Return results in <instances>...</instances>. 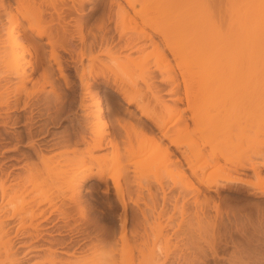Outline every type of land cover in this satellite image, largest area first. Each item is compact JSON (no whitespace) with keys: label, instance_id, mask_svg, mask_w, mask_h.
<instances>
[{"label":"bare ground","instance_id":"obj_1","mask_svg":"<svg viewBox=\"0 0 264 264\" xmlns=\"http://www.w3.org/2000/svg\"><path fill=\"white\" fill-rule=\"evenodd\" d=\"M0 1L2 12L6 15L8 21L7 25H1L2 21L0 16V126L13 128L19 121H21L20 117L9 116L11 112L17 111V109L21 107L19 102V95L21 92L17 93V91H13L9 87H6V84L10 82V77L14 75L19 77L22 81L21 84L23 83L22 86L25 87V82H27L32 75L41 71L39 76L43 83L41 85V90H38L37 93L39 92V94H43L42 100L39 101H42V103L44 101V105L47 103L46 105L50 106L53 111L52 115H49L50 112L48 113V119L55 123V120L58 122L63 116L67 117V121L70 122L72 126L71 128L73 129L71 131L74 132L72 134L77 138V144H83L84 147H86L85 150L88 151V154L90 153V156L92 155L91 157L98 162L97 167L100 169L99 175H102L103 170H105L103 168L109 166L108 163L110 164L112 161L106 164L102 154L101 156L97 155V157H94L95 153H92L94 151L104 150L109 146L114 150L115 147V145L113 146L115 141L112 142L115 138L114 135L111 140L110 137H107L109 134L105 131H103L105 132V134H103L102 132L98 133L99 131L95 132L92 130V127L95 124L102 122L108 116L110 117L112 112L111 107H107V114L100 108H97L96 112L90 111L92 103L89 102H91V99H95L96 101L94 100L95 103H93L95 105L97 104V107L99 106L100 99L98 96L100 94V86L103 84L106 88H112V90L117 92L125 100L124 102L127 105H134L141 115L146 117L151 123V127L148 126V130H150L151 133L149 134L152 136L150 139H156L161 145H163L162 148L158 145L163 152H161L160 155L165 153V160L168 161L166 163L168 165H173L171 167H173L172 170H174L175 173L171 171L172 176L178 173V176L180 175L179 177L183 178L181 173L184 175L185 170H188L189 173L185 174V180L183 181L188 183L189 187L193 185L191 181L192 177L196 178L201 184H203L204 182L201 174L207 167H210L213 164L217 165V163H219L218 159H220L219 155L223 153L221 152V154L217 155L218 152H215L217 151V147L212 149V151L206 149L207 144L208 146L211 144L210 148L213 146L212 143H210L211 140L208 141V137L210 138L211 136L210 134L208 136V133H205L201 128V132L199 128L194 130L189 128L187 120L189 118L194 120L197 117L196 113H199L198 109L196 113L192 109L194 114L191 112L192 114L189 117L186 116V111L191 109L193 102V100L190 99L191 95L189 94V90L194 91L192 85L195 87L199 85L198 88H196V90L199 89L200 91H198V93H200L198 95H203L204 97H207V99H210L209 96L213 97L214 95V98H216L217 95V97L221 99L222 97L223 99H226L227 96L230 98L233 96L231 99L232 101L234 94H236L235 97L236 99L238 98L239 101L234 100L237 101V103H234L235 106L237 105L236 107H238V109L239 106H241L239 110H243L242 107H246V111H250L253 114L252 117L254 120H251L250 123L253 121L252 123L255 124L254 127L257 126L256 128H264V0H149L145 5L139 3L141 2L140 0H112L110 2V8L115 7V15H110L108 19L106 18L108 24H103L104 26L102 28H100L102 26V24H100V30H96L91 39H88L86 35H84L82 29H80L79 32H76V37L79 42L78 47L76 46L77 44L75 45L73 42L74 35L71 36L73 30L71 29L72 32H69L67 28V25L70 27V24H67V21L65 22L67 16H63L64 13L62 14L60 12L65 4L62 5L61 10L58 9L59 14H57L56 11H53L54 15L57 16H54L52 14L53 12L49 14L50 10H47V13H43V11L41 13V9L39 8V17H33L32 14L38 13L37 8L41 5L35 3L36 0H31L33 4L31 1L29 2V0H27V5L28 2L29 5H26L27 7L34 6V8H36L35 5H39L36 10L31 8L34 12L29 10V8L27 9L28 12L25 9L27 7L25 6L24 8L23 5L21 8L22 0H15V3L18 4L17 11H14L10 4L4 3L3 0ZM75 1H79L77 2V8L74 4L71 5V2L67 7L68 9H66L67 11L75 9L77 12L80 11L81 13L86 0ZM67 11L64 12L67 13ZM165 14L166 17L163 16ZM77 22L79 23V21ZM110 24H112V26H110ZM79 26V28H82L81 23ZM110 30H113V33H117L116 39H113L115 38L114 36L111 37L108 35ZM44 38L45 41H41V43L38 41L43 40ZM25 42L32 44L35 57V65L30 74L24 69V64L26 63L24 62V49H26V46L24 45ZM150 46L152 47L151 50L145 51V48ZM46 47H49V50L48 48L46 49ZM100 54H104L105 57L107 56L106 60L100 58ZM225 56L227 58L232 56L230 57L232 61L229 63V58V60L224 61ZM85 60L87 63L84 62ZM233 60L235 62H233ZM53 67L55 68V71H57V74ZM218 72H223V76L220 77ZM195 74H197L200 83L198 84L196 81L197 85H195V83L193 84L191 82V85L189 81H191L190 79H192ZM217 74H219L218 78ZM158 75L162 82L164 81L171 87L166 93L170 94L168 100L172 103H168V101L162 99V97L160 98V94L158 95L161 91L156 90L159 86L155 85L156 83L153 82ZM178 76L182 78V85L179 83ZM188 76H191V78L187 79L186 77ZM60 82L64 85V90H69L70 95H66V93L62 91L63 88L60 90L62 85ZM47 85L50 86L48 91L45 90V86ZM180 86L184 90L185 99L178 94L180 93ZM24 87L22 91H25L26 93L27 88L25 87V89ZM38 89H40V87ZM196 90L195 92H197ZM25 95L27 97V94ZM144 96H149L151 97V100H153L154 106L152 111H150L151 109H148V111L142 106ZM224 96L226 97L224 98ZM30 97L31 96H29V98ZM183 99L186 100L187 105L185 108H180L179 104L182 103ZM39 101L36 103H30V100H23L21 109L36 107V105L38 106ZM221 101L222 100H220V102ZM144 103L146 104V102ZM223 103H225V100H223ZM147 104L149 105L148 101ZM230 104L232 103H229L228 105ZM234 104H232V107ZM50 107H47L49 111ZM207 107H209V105ZM221 107H225L222 110L224 112L227 104L225 103V106L223 105ZM193 108L195 107L193 106ZM248 108L250 110H248ZM217 112H219V109ZM219 114L220 112L216 115ZM34 115L32 110H30V116H27L28 118L24 120L27 125H32L34 123ZM42 115L38 114V120L35 122L44 121L43 119L45 118H42ZM197 115V118H200L199 114ZM39 116L41 118H39ZM112 116L115 115L112 114ZM219 117H221V115L216 116V118L219 119L218 121H221ZM113 121H117L116 123H118L121 128L125 127L121 117ZM171 122H174L175 124L177 123L178 125L180 124L177 126L179 127L177 131L170 128ZM137 123L138 122H136V124ZM252 123L251 125H253ZM33 125L32 127L29 126L30 128L28 130L30 135L28 144L31 145L34 143L32 139ZM130 125L129 122L128 126ZM141 125L142 124H140V126ZM128 126L127 129L129 131L130 128H128ZM198 127L200 126L198 125ZM135 128H137L136 125ZM127 129H125L126 132ZM135 130H138V128ZM140 130L142 131L143 128ZM42 131L43 130L40 132ZM135 132L136 131H134V134ZM128 133H130V131ZM14 134L17 136L19 133L16 132ZM202 135L205 138H203ZM196 136L198 139L200 138L201 141L203 140V142L207 140V144L205 145L201 142L202 144L196 145L197 143L194 144V141L189 142L192 137ZM145 139L144 140L148 142L149 138L148 140L147 137ZM9 140L10 139L6 134L0 132V150H3L2 148H4V144L11 142ZM195 140L197 141V139ZM114 144H116V142ZM184 146H187L186 149L181 151V148ZM47 147H49V144L45 143L44 150H46ZM171 148H173V150ZM128 149L131 148L125 150ZM116 150L113 152L114 155L117 154ZM129 151H126V154L133 153V150ZM178 151H180L179 157H176V160H174L175 162L173 163V160L172 163L169 162L171 157L176 156L175 153ZM4 152H9V150L4 149ZM257 155H259L257 158L260 159L259 161H256L258 163H250L248 166V163H244L245 165H236L239 166L241 171L244 169L253 171L258 176L259 181L264 182V150L261 151L260 149L257 151ZM116 156L115 158L117 159H115V161L112 159L114 164L116 163V160L119 161L118 155ZM161 157L164 159L163 155ZM221 157L223 158V156ZM166 158H170V160ZM195 159H202L203 162L201 161L200 164L202 163L203 165L201 164L200 166L199 164L196 168L195 161H193ZM10 161L18 162L19 160L14 157H9L7 161L0 163V264H119L121 260V264H130V258H127V254L129 253L128 250L130 249V241L127 239L126 235H124V233H126V230H124V226H126L125 220L123 221V224L121 223V228L123 229L120 231L121 233L122 231L124 232L122 233V236L119 237L121 242L120 247L117 246L119 241H113L114 244L112 243V247L110 244L111 248L107 249L106 252L104 250L103 253L100 252V254H98V252L96 255L94 253L95 256L92 254L93 256L90 258H84L83 255L80 257L78 254L76 255L72 252L69 254V251H65L66 246H64V241L53 240L51 242V247H46L47 249L43 255L39 254L40 251L43 249L45 250L41 245L37 246L35 244V242H38L39 239L42 238L41 232L39 231L43 230L46 232L48 229H53L51 232L55 231L59 235L65 232L61 226H58L57 223L59 220L57 218L51 219L55 212H59V208L61 207V203L58 206L56 200H59V198L63 199L67 196V199L71 198L74 203L79 205L81 200H84L82 199L84 196L81 191L82 183H85L89 177L83 175L81 177L75 175L70 176L68 178V183L70 185L69 195L59 193L57 199V194L55 193V199L52 196L54 193L52 194L40 190L41 188L39 189L40 186L36 183L35 176H22L15 174L14 171L18 169V166L16 163H10ZM45 161L44 164L47 163ZM120 162L122 161L120 160ZM163 163L166 164L165 162ZM192 163L194 164V168ZM112 165L113 164H110V167ZM237 166L234 165L233 167L235 168L232 167L233 171L238 170ZM46 167L49 168L48 166ZM223 167L220 165V168ZM229 168L232 171V168ZM240 169L238 171H240ZM225 170L229 171L228 168L220 169L222 172ZM220 177H222V175ZM224 180L226 181V184L240 182L237 178L227 176ZM216 183L217 181H215V185ZM203 185L207 188L211 187L210 184V186L207 184ZM118 192L120 193V191ZM119 199L120 203L123 205L122 207L125 209L126 205H124L122 197L120 196ZM80 208L82 209L83 207ZM60 210L62 209L60 208ZM61 213L63 214V212ZM155 230L157 232H155L156 235L153 233V235L156 236L154 239L155 241L151 247L147 246V243L144 244V247H147L145 249L143 248V251L140 250L141 258L138 260V264H159V261L162 260L161 258L167 260L168 251L170 250L167 251V249L170 247V240L165 234H163L161 225H157V227L155 226ZM70 231L71 230H69L68 233ZM46 233H48V231ZM70 234L77 237L81 234V231L76 228ZM144 234L145 233H143V235ZM73 235L71 236L73 237ZM146 235H148V233ZM29 237H31V241H24V238ZM116 247H119L120 249H117ZM21 248L27 249L21 251ZM72 249L74 250V248ZM77 252L78 251H76V253ZM117 253L121 256L120 259L118 258L119 260L117 259L118 256H116ZM63 254L67 255V257L62 256ZM33 258H38V260Z\"/></svg>","mask_w":264,"mask_h":264},{"label":"rangeland","instance_id":"obj_2","mask_svg":"<svg viewBox=\"0 0 264 264\" xmlns=\"http://www.w3.org/2000/svg\"><path fill=\"white\" fill-rule=\"evenodd\" d=\"M3 1L6 4H10L14 9V11H17L18 4L15 3V0H3ZM30 1L31 0H29V2ZM74 1L75 0H36L35 3L41 4L40 5L41 7L39 5H38L39 7L35 5L36 8L38 7L37 8L38 13L36 14L33 13L34 10H36L34 6L27 7L29 5V2L27 5V0L26 1L24 0V2L22 0L21 8L22 5L24 8L27 5L26 6L27 8L25 9L27 10L29 8V10L33 11L31 12L33 13L32 14L33 17L35 16L39 17L40 12L42 13L43 11V13H47V10L48 11L50 10L49 14L53 11L54 12L56 11V13L59 14L58 12L59 10L62 9L61 8L62 5L65 4L63 5L65 7V10L63 7V9L60 12L62 14L64 13L63 16L65 17L67 16L66 18L65 17L64 18H65V22L67 21L68 22L67 24H70V27H68L67 25L69 32L70 31L72 32L73 30L72 33H76L79 32L80 29H82V32L84 33V35H86L88 39L92 38V35L94 32H96V30L99 31L100 28L106 25V23L108 24L107 19L110 17V15H115L114 14L115 7L110 8V2L112 0H90V1L86 0L83 6V11H81V13L80 11L77 12L75 9L74 10L71 9L67 11L68 9L67 7L70 5L71 2H72L71 5L74 4L76 8L78 7L77 2L79 1L77 2ZM140 1L141 2L139 3H142L144 5L149 2V0H145V1L140 0ZM31 8H34V10ZM39 8L41 9L40 12H39ZM64 11H67V13ZM54 12L52 13L53 15ZM0 16L2 21L1 25L2 24L7 25L8 22L7 17L5 14H3L1 5H0ZM163 16L166 17V14ZM78 17L80 18V20ZM77 21H79V23ZM80 23L82 25L81 26L82 28H79ZM100 24H102V26ZM110 26H112V24H110ZM110 32L108 33V35L111 37L114 36L115 38L113 39H116L117 33L116 32L113 33V30H110ZM72 33L71 36L74 35L73 42L75 45L77 44L76 46L78 47L79 42H78V38L76 37L77 33L76 34H72ZM38 41H40L41 43V41H45V38L43 40H38ZM158 43L160 44L159 41ZM24 45L26 46V49H24L25 51L24 62H26L24 64L25 66L24 69L28 74H30L33 66L35 65V57L33 54L32 44H30L29 42H25ZM47 48L49 50V47H46V49ZM151 48H152L151 46L146 47L145 51H150ZM102 55L100 54L101 56L100 58L106 60L107 56L105 57L104 54ZM230 57L228 58L230 59ZM225 58L224 61L229 60L226 56ZM230 61L232 60L230 59L228 62L230 63ZM84 62L87 63L86 60ZM233 62L235 61L233 60ZM54 67L53 69L55 71ZM40 72L32 75L28 79V81L25 82V87L27 89L24 86H22L23 83L21 84L22 82L21 79L19 77H16L15 75L11 76L10 82L6 84V87H9L11 90L17 91V93L21 92L19 95L20 96L19 102L21 107L23 100L24 101L30 100V103L33 102L36 103L37 101L42 100L43 94H39V92L37 93L38 90H41L42 88L41 85L43 83L41 82L42 80L40 79L39 76ZM55 72L57 74V71ZM218 73L220 75L217 74V78L219 76L220 77L223 76V72L221 73L218 72ZM158 77L159 75L153 81L154 83H156L155 85L159 86V87L156 86L158 88V89L156 88V90L161 91V92L159 91L160 93H158V95L160 94V98L162 97V99H165L166 101H168V103H172L171 101L168 100L170 94L166 93L171 87L167 85L164 81L162 82L161 78ZM196 77L197 74H195L192 79H190L191 76L190 77L188 76L186 78L191 80L189 81L190 83L192 82L193 84L195 83V85H197L196 83L198 82L199 84L200 82L198 77L197 79ZM178 80L180 85H182V78L180 76H178ZM60 84L62 83L60 82ZM38 86L40 87V89H38L39 88ZM192 86H193L192 89H194V91L189 90V94L191 95L190 99H192L194 103L192 102L191 109L186 111V116L189 117L192 114L191 112H193V110L196 113L198 109L199 113L197 112L196 116L198 117L197 114H199L200 118L196 117L199 120H197L196 118H195L196 120L194 118H192L194 120H191V118H189L187 120L189 128L193 130L198 128L200 130L201 128L203 129V131H205V133H208L207 134L208 136L210 134L211 136L210 138L208 137V141L211 140L210 143H212L214 148L213 146H211L212 148H210L211 145L210 143H209L210 145L208 146V144L206 143L207 140L203 142V140L201 141L200 138L198 139L197 136H196L197 138L192 137L193 140L192 138L191 140H189L190 138L188 140L189 142L194 141L193 143L194 144L197 143L196 145L202 144L201 142H203L205 145L207 144L206 149L208 151H212V149H215L217 147L216 148L217 151H215L216 153L218 152L217 155L223 152L221 155H219L220 158L218 159L219 163H217V165L213 164L212 166L207 167L201 174L204 182L203 184L211 185V187L208 188L205 187L203 184H201L194 177L191 178L193 185L189 187V184L183 181L185 180L184 178L185 174L189 173L188 170H185L184 175L183 173H181V176H183L184 179L182 177H179L180 175L178 176V173L172 176L171 171L174 172V170H172L173 167L171 166L173 165L172 164L168 165L166 163L168 161L165 160L164 157L166 155L165 153H164L165 155L162 154L164 159H162L161 157L162 155H160L162 152L161 148L163 147V145H161V143L156 139L155 140L150 139L152 136H150L151 133L150 130H148L149 129L148 126H150L151 123L146 119V117L141 115L139 110H137L134 105H130V106L127 105L124 102L125 100L117 92L112 90V88H106L104 84L100 86V94L98 96L100 99L99 106L97 107V104L96 105L94 104L96 101L95 99H94L95 101L91 99L90 100L91 102L89 103H92L94 105L91 104L90 108L92 110L90 109V111L96 112L97 108H100L102 111L106 112V109L108 110L107 107H111L112 108V112L110 114L111 118L107 115L109 118L106 116L107 118L104 119L105 121L103 120L102 122L95 124L92 127V130L95 132L99 131L98 133L102 132L103 134H105V132L108 133L109 135L107 134L108 135L107 137L108 138L110 137L111 140L114 135L115 138L114 140H112V142L115 141L116 144L118 145L114 144L115 143L114 142L113 146L115 145L116 147V148L114 147V150H112V147L109 146L104 150L94 151L92 153V154L95 153L94 157L95 156L97 157V155L101 156L102 154L104 156L106 164L112 161V163L110 162V164H113L111 167L109 163H108L109 166H105L106 164L104 165L105 168L103 169L105 170H103L102 175H99L100 169L97 167L98 162L91 157L92 155L90 156V153L88 154V151L85 150L86 147H84L83 144L80 143L77 144V138L73 136L74 134H72L74 132L71 131L73 129L71 128L72 126L70 122L67 121L68 120L67 117L63 116L61 119L58 120V122L57 120H55V123L54 121H52L53 122L52 123L48 119V113L50 112L49 115H52L53 111L50 106L46 105L47 103H45L44 105V101L43 103L42 101H39V104L38 106L36 105V107L33 108L31 107L30 109L29 108L21 109V107H19L17 111L10 113L9 116L20 117L21 121H19L17 125L13 128L0 126V132L6 134L7 137L10 139L9 141H11L8 144H4L3 145L4 148H2L3 150H0V163L7 161L9 157L17 158L19 160L18 162L10 161V163H16V165L18 166V169L14 171V173L22 176H29V175L35 176L36 183L40 186L39 189L41 188L40 190H44L52 194L54 193V195H52L53 197L55 196L56 193L57 199L59 197L58 196L59 193H64L66 195H69L70 185L68 183V178L70 176L75 175L81 177L83 175L89 177L85 181V183L84 182L82 183L83 185L81 187V191L84 196L82 199L84 200H81L79 205H77V203H74V201L71 200V198L67 199V196L63 198L65 200L60 198H59L60 201L56 200L58 202V203L56 202L58 206L61 203L60 208L62 210H60L59 208V212H55V214L51 219L57 218L59 220L57 223L58 226L59 227L61 226L65 232L59 235L55 231L51 232V230L53 229L50 230L48 229L47 230L48 233H46L47 231L44 232L43 230L39 231L41 232L42 238L39 239L38 242H35V244L37 246L41 245L43 248H45V250L43 249L42 251L39 252V254L43 255L46 249L48 247L49 248L51 247V242L53 240L64 241L65 244L64 246H66L65 251H69L68 252L69 254L71 252L75 253L76 255L78 254L80 257H82L83 255L84 258L86 257L90 258L91 256L94 255V253L95 255L98 252H99L98 254H100V252L103 253L104 250L106 252V250L110 249L114 244L113 241L116 242L119 241L117 243V246L120 247L121 242L119 237L122 236V233L124 232L122 231L121 233L120 230L123 229L121 228L122 227L121 225L125 220L126 226H124V230H126V233H124V235H126L127 239L130 241L129 242L130 249L128 250L129 253L127 254L128 255L127 258H130L129 259L130 264H136V263L138 264V260H140L141 258L140 250L143 251L147 246L150 247L152 246L153 242L155 241L154 239L156 237L154 235H156L155 226L157 227V225H161L163 234H165L170 240V247L167 249V251L170 249L168 251V258L167 260L164 259L165 262L163 258H161L162 260L159 261L160 262L159 264H237V263L264 264V245H263L264 244V194H263L264 182L259 181L258 176L253 171L249 169H244L243 172L241 171L239 166L236 165V164L248 163L247 164L248 166L250 163H258L256 161H259L260 159L257 158L259 157V155H257V151H259L260 149L261 151L264 150V128L263 127L256 128L257 126L254 127L255 124L252 123L253 121L251 122L253 125H251L250 121L254 120L252 117L253 114L250 111H246L245 109L246 107L245 108L242 107L243 110H239L241 106H239V109L238 107H236L237 105L235 106L234 103L235 102L237 103V101H239L238 98L236 99L235 97L236 94H234L235 99L233 98L232 101L231 99L233 96H231V98L227 96L226 99H223L222 97L223 95L220 96L222 97V99L218 98L217 95L216 98H214L215 97L214 95L213 97L209 96L210 99H207V97H204L203 95L200 96L198 95L200 94L198 93L199 89L196 90V88H198L199 85H197L196 87L194 85ZM23 87L26 89V93L25 91H22ZM49 87L50 86L48 85L45 86V90L48 91L50 89ZM63 87L64 85L62 84L60 90H62ZM195 90L197 92H195ZM62 91H64L66 95H70L69 90H64L63 88ZM179 91H180V93H178L179 96L184 98V90L182 89V87L179 88ZM24 93L27 94L28 98ZM29 96L31 97L29 98ZM225 97L226 96H224V98ZM184 99L182 103L179 104L180 108H185L187 105L186 104L187 102ZM220 100L222 101L220 102ZM223 100H225V103L227 104V107L224 110L225 113L222 111L225 107L224 108L221 107L223 105L225 106ZM147 101L149 105L147 104ZM144 102H146V104ZM144 102L142 106L145 107L147 110L151 109L150 111H152L154 103L153 100H151V97L144 96ZM229 103L234 104L233 107L232 104L228 105ZM208 105L209 107H207ZM46 106L50 107L49 108L50 111L47 109ZM193 106L195 108H193ZM249 108L248 110H250ZM46 109L48 110V112ZM218 109L220 114L216 115L219 113L217 112ZM30 110H32L33 115L35 113L37 114V115L35 114L36 116L34 115L35 117L33 123L34 125L32 124L33 125L32 129L34 130V131L32 130L33 132L32 139L34 141L33 145L28 144V140L30 136L28 130L30 127H32V125H27L25 123L26 121H24L30 116ZM38 114L42 115L41 116L42 118H45L43 119L44 121L35 122L36 120H38ZM112 114L115 115L117 118L121 117V120L125 126L122 127L124 128H121V126L118 123H116L117 121H113L116 120L117 118L115 116H112ZM214 115L216 116L221 115V117H219L221 121H218L219 119L216 118V116ZM41 117L39 116V118ZM132 117L136 120H134ZM214 117L216 120L214 119ZM193 121L196 123H194ZM129 122L131 124L130 126H128ZM136 122L142 124L141 125L143 128L142 131L140 130L142 129L140 124L138 123L136 124ZM41 124L43 127L41 126ZM135 125L140 131L135 130L137 129L135 128ZM179 125L177 123L175 124L174 122H171L170 128L177 131L179 128L177 126ZM198 125L200 127H198ZM127 126L128 128H130L129 130L130 133H128L129 131L127 129ZM125 129H127V132ZM41 130L43 131L40 132ZM133 130L136 131L135 134ZM16 132L19 133L17 136L14 134ZM146 137L147 140L149 138L148 142L145 141ZM211 137L213 140L211 139ZM195 139H197V141ZM156 141L158 142L155 143ZM45 143L49 144V147H47L46 150H44ZM128 145H130L131 147ZM186 147L187 146L181 148V151L183 149H186ZM127 148H131V149L125 150ZM4 149L9 150V152H4ZM171 149L173 150V148ZM115 150L117 153L116 155H118L119 161L116 160V163L114 164L112 159H114V161L115 159H117L115 158L116 155H114L113 153L115 152ZM129 150L130 151L133 150V153L126 154V151ZM179 153L180 151L176 152L175 153L176 156H172L171 160L170 158H166V159H169L170 160L169 162L171 163L173 160L174 163L176 157H179ZM41 156L42 157L45 156L43 157L45 159H43ZM105 156L109 159V161ZM221 156H223V158ZM120 160L122 162H120ZM196 160L197 159L193 160L195 161L194 163L196 164L195 167L198 166L201 161L203 162L202 159L197 161ZM44 161L47 163L44 164ZM162 161L165 162L166 164H164ZM220 165L221 167L224 166L223 167L224 169L228 168L229 171L227 170H225L224 172L220 171V169H223L220 168ZM234 165L237 166L238 170L240 169V171L238 170H237L238 172L233 171V168H235L233 167ZM46 166H48L49 168H47ZM229 167L231 168L233 167L232 168L233 172ZM193 168H194V164H193ZM126 175L128 176V178ZM221 175L222 177H220ZM226 176L237 178L238 181L240 182L226 184V181L224 180ZM215 181H217L216 185H215ZM118 191H120V193ZM119 194L122 197V200L124 201V205H126L125 209L124 207H122L123 205L120 203ZM56 197L54 198L56 199ZM80 207L83 208L81 209ZM60 211L63 212V214ZM76 228L81 231L80 234L81 236L78 235L77 237H75L73 234H70ZM69 230L71 231L68 233ZM255 232L258 236L255 234ZM143 233L145 234L143 235ZM147 233L149 236L146 235ZM71 235H73V237ZM30 239L31 237L24 238V241L29 242L31 241ZM145 243H147L146 247H144ZM74 245L78 247L76 248ZM119 247L116 248L120 249ZM72 248H74V250ZM23 249L26 250L27 248H21V251H25ZM76 251L78 252L76 253ZM118 254L119 253L116 254V256H118L117 259L118 258L120 259L121 256L120 254L119 255ZM62 256L67 257V255L64 254ZM33 259L38 260V258H33ZM121 262L122 260L120 261L119 264H121Z\"/></svg>","mask_w":264,"mask_h":264}]
</instances>
